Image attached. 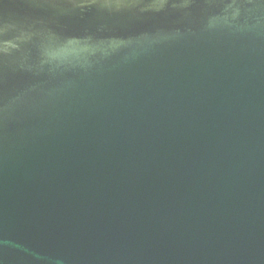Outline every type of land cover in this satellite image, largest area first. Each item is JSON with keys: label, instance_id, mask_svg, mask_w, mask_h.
I'll list each match as a JSON object with an SVG mask.
<instances>
[{"label": "water", "instance_id": "water-1", "mask_svg": "<svg viewBox=\"0 0 264 264\" xmlns=\"http://www.w3.org/2000/svg\"><path fill=\"white\" fill-rule=\"evenodd\" d=\"M0 264H264V0H0Z\"/></svg>", "mask_w": 264, "mask_h": 264}]
</instances>
